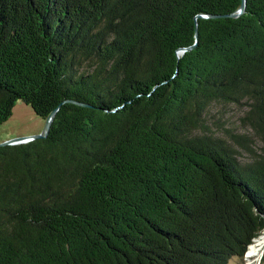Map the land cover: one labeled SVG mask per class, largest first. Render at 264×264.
I'll return each mask as SVG.
<instances>
[{
  "label": "trees",
  "instance_id": "1",
  "mask_svg": "<svg viewBox=\"0 0 264 264\" xmlns=\"http://www.w3.org/2000/svg\"><path fill=\"white\" fill-rule=\"evenodd\" d=\"M241 1L0 0V126L59 106L0 146V264H230L264 236V0Z\"/></svg>",
  "mask_w": 264,
  "mask_h": 264
},
{
  "label": "rangeland",
  "instance_id": "2",
  "mask_svg": "<svg viewBox=\"0 0 264 264\" xmlns=\"http://www.w3.org/2000/svg\"><path fill=\"white\" fill-rule=\"evenodd\" d=\"M237 107H214L209 115L211 130L222 134L224 129L240 131L238 117L241 115ZM44 127V120L36 116L32 109L23 102H16L9 119L0 126V143L18 137L39 134ZM263 239V238H262ZM264 242L253 257H248L247 251L243 258L234 257L230 264H261ZM249 248V247H248ZM248 250V249H247Z\"/></svg>",
  "mask_w": 264,
  "mask_h": 264
},
{
  "label": "water",
  "instance_id": "3",
  "mask_svg": "<svg viewBox=\"0 0 264 264\" xmlns=\"http://www.w3.org/2000/svg\"><path fill=\"white\" fill-rule=\"evenodd\" d=\"M244 8H245V0H242L238 11L235 14H231L230 16H232V17L239 16L240 14H242L244 12ZM203 17H207V16H203ZM194 46L195 45L191 46L190 48H193ZM180 51L183 52L184 50H180ZM64 102L77 103V102H74L73 100H66ZM58 108H59V106L57 108H55L54 110H52L50 115L45 119L44 127L39 134L33 135V136L18 137V138L10 139V140H7L5 142L0 143V146L11 145V144H20V143H25V142H28L30 140H34V139H38V138H45L48 135L52 119H53L56 111L58 110ZM261 237L263 238V242H264V236H261Z\"/></svg>",
  "mask_w": 264,
  "mask_h": 264
},
{
  "label": "bare ground",
  "instance_id": "4",
  "mask_svg": "<svg viewBox=\"0 0 264 264\" xmlns=\"http://www.w3.org/2000/svg\"><path fill=\"white\" fill-rule=\"evenodd\" d=\"M262 242H263L262 237L256 238L254 242L249 246L246 255L248 257H253L258 251L260 245H262Z\"/></svg>",
  "mask_w": 264,
  "mask_h": 264
}]
</instances>
